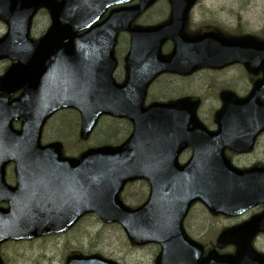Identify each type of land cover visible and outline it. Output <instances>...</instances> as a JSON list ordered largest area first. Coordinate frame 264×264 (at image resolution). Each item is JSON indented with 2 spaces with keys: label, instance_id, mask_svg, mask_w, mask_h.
<instances>
[{
  "label": "water",
  "instance_id": "obj_1",
  "mask_svg": "<svg viewBox=\"0 0 264 264\" xmlns=\"http://www.w3.org/2000/svg\"><path fill=\"white\" fill-rule=\"evenodd\" d=\"M102 1L0 0V18L9 23L0 39V58L16 61L0 77V202L10 204L0 208V244L64 232L84 214L95 212L106 222L121 223L134 244L159 243L157 264L264 263L251 244L252 235L264 230V213L220 236V247L237 245L234 255L211 252L202 257V246L182 224L196 199L229 214L264 199V168L238 169L223 154L227 146L250 149L264 129V77L246 99L222 97L216 119L220 130L215 132L198 120L199 101L143 105L149 83L163 71L188 73L201 65L242 62L250 72H264V41L216 34L191 38L183 28L168 25L131 28L132 20L154 0L115 10L79 34L97 19L92 8L101 6L102 11L115 2ZM40 5L50 8L52 25L44 37L33 40L29 30ZM127 29L132 34L127 60L134 65L132 75L119 84L112 77L114 47L117 33ZM169 38L175 49L163 56L160 49ZM142 63L149 75L140 72ZM22 88L20 96L11 99ZM64 107L80 111L83 139L103 114L129 118L134 130L119 146L63 157L60 143L42 145L40 140L46 120ZM21 118L22 129L15 130L12 121ZM187 146L193 147V156L180 165L178 156ZM12 161L15 186L5 180L6 165ZM141 178L150 181L151 193L142 206L129 208L120 192L127 182ZM66 264L118 263L93 254L75 255Z\"/></svg>",
  "mask_w": 264,
  "mask_h": 264
},
{
  "label": "rangeland",
  "instance_id": "obj_2",
  "mask_svg": "<svg viewBox=\"0 0 264 264\" xmlns=\"http://www.w3.org/2000/svg\"><path fill=\"white\" fill-rule=\"evenodd\" d=\"M221 1H225L227 7L234 8L236 13L240 12L242 15L241 25L245 30L255 35L262 34V30H264V0ZM206 3L215 10L221 6L218 0H206ZM164 7L163 3L159 4L157 9L159 13L154 17V20L164 16ZM144 16H147V14ZM237 17H233L231 22L238 24ZM143 21L148 22L150 20L145 17ZM49 22L48 13L41 11L34 20L31 30L32 36L37 38L39 34H43ZM6 32L7 25L4 21L0 20V37L5 35ZM126 36L128 34H122L120 41ZM125 48L126 45H123L121 49ZM119 56H122L121 52H119ZM9 63V60H0V75L3 73L4 68L9 66ZM236 71L242 74L243 67L236 68ZM204 77V74H202L193 80L195 82L194 91L198 96L204 98L206 104H210L211 98L206 95ZM244 84L243 91L247 89L248 81H245ZM218 89L219 87L216 85L210 86V91L213 95L217 93ZM188 91L189 87L187 85L182 87L173 85L170 92L166 93L165 96H177ZM17 94H14V96ZM151 94L152 97L160 96V87L158 85L153 86ZM215 110L213 107L206 106L203 111L208 116L210 115L213 121ZM68 111L71 112H64V114H60L62 113L60 112L58 113L60 114L58 117H53L55 121L49 122L46 125L45 134L43 135V142L61 140L65 143V141L70 140L71 142H68L65 146L66 154L78 155L81 151L93 145L104 144L117 138H121V141H123L128 136L129 124L127 121L112 120L108 117L101 119L99 126L89 141H80L72 145L73 140L78 141L81 120L80 114L77 111ZM18 126L19 123H15V127ZM79 146L82 148L81 150L78 149ZM253 161H262L264 163V135L260 138L256 149L250 155L240 158L237 164L250 165ZM6 180L8 183L15 182L13 165L7 168ZM147 189L148 187L145 182L130 184L123 191L122 198L126 204L132 206L140 203L141 200H145L143 197L147 194ZM190 216V224H186L185 227L192 237L202 242H204V238L207 235V242L214 240L216 235L220 233L221 228L229 225V220L224 218H211L201 206L195 207ZM256 248L264 252V239H260L257 242ZM0 252L5 264H64L69 254L74 252H82L84 254L100 253L106 257L115 259L121 264H155L159 247L155 244L134 246L128 239L121 224L106 223L96 214H89L65 233L33 240H10L1 245Z\"/></svg>",
  "mask_w": 264,
  "mask_h": 264
},
{
  "label": "flooded vegetation",
  "instance_id": "obj_3",
  "mask_svg": "<svg viewBox=\"0 0 264 264\" xmlns=\"http://www.w3.org/2000/svg\"><path fill=\"white\" fill-rule=\"evenodd\" d=\"M140 0H131L129 4H137ZM220 3V7H217V10L207 5L206 0H194L192 4H189V0H184V5L181 8V15L186 13V17L183 22L184 31L188 36L197 37L204 33H217L226 37H246L251 36L249 31L245 30V28L241 25L242 15L240 12L236 13L234 8L227 7V3L225 1L218 0ZM160 3L164 4V16L154 20V17L158 15V6ZM173 10L174 5L171 0H157L154 4H152L148 9L140 16L139 20L143 18H148L150 21L147 23L150 25H156L161 23H169L173 18ZM147 16H144L146 15ZM235 16H238V24H234L231 22V19ZM143 20V19H142ZM264 30H262V33ZM255 36V34L253 35ZM121 35L118 37L115 55L117 58V63L113 71V77L116 82L123 83L126 82L130 73L132 62L127 61V56L130 51L131 46V36L130 34L123 38L120 41ZM256 37V36H255ZM123 45H126L125 49H121ZM175 45L172 41H167L163 47L164 54H170L174 50ZM119 52H121L122 56H119ZM140 63V62H136ZM142 65V64H140ZM243 67L242 74L236 71V68ZM143 73V71L141 72ZM148 73V71H147ZM204 74L205 83H206V95L211 98V103L206 104L204 98L202 96H198L194 91L195 82L193 81L197 76ZM207 74V75H206ZM262 76V72L258 75H254L250 73L243 64L241 63H233L227 66H223L220 68H212V67H200L197 70L190 73H178V72H164L158 75L148 86L147 89V97L145 100V105L148 106L155 101H165L167 103H174L183 98L191 97L192 99H199L200 105L198 109V117L206 124V126L210 129L217 130L218 125L216 124V115L221 110L223 105V99L221 97L222 93L227 92L229 94L235 95L239 99L245 98L249 95L253 84L260 79ZM248 81L247 89L243 91L245 84L244 82ZM158 85L160 87L161 95L158 97H152L151 90L153 86ZM188 86L189 91L179 94L177 96L166 97L165 94L170 92L171 86ZM218 86L219 89L215 95H213L210 91V86ZM165 99V100H163ZM213 107L215 110L213 121L211 120V116L207 115L203 110L205 107ZM127 121V120H126ZM129 126L132 127L131 123ZM264 135V131L258 133L254 140V149L248 153H236L231 150L230 147L226 148V155L230 157L235 162H239L240 158L246 157L251 154L257 147V144L260 138ZM193 153V148L188 147L185 148L179 155L180 161L186 162L190 159ZM263 162H255L249 166L262 165ZM250 168V167H249ZM137 182H145V180L136 181ZM134 183V184H135ZM148 187V192L150 191L151 185L148 181L145 182ZM147 192V193H148ZM201 206L205 209L206 213L213 219H226L229 220V225L221 228V231L231 229L232 227H236L242 225L246 221L253 219L254 217L260 215L264 211V202L254 204L249 207L247 210L234 214L231 216L223 215V214H214L210 212L207 207L201 202L197 201L190 210L189 214L185 218V224H190L191 213L195 209V207ZM211 231V230H210ZM209 231V232H210ZM209 234V233H208ZM260 239H264V232L258 233L254 237V246H257V242ZM204 247L203 255L206 256L210 251L217 248V240L208 241V235L204 238V242L197 239ZM236 250V246L228 245L222 249H220L221 253H234ZM263 252V251H261Z\"/></svg>",
  "mask_w": 264,
  "mask_h": 264
},
{
  "label": "trees",
  "instance_id": "obj_4",
  "mask_svg": "<svg viewBox=\"0 0 264 264\" xmlns=\"http://www.w3.org/2000/svg\"><path fill=\"white\" fill-rule=\"evenodd\" d=\"M116 130H118V129L116 128ZM115 135H116V134H115ZM115 135H114V136H115Z\"/></svg>",
  "mask_w": 264,
  "mask_h": 264
}]
</instances>
